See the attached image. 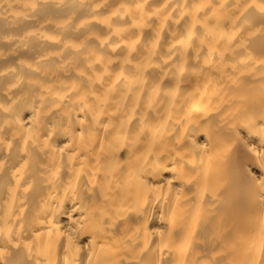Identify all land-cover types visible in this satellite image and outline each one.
<instances>
[{
    "label": "bare ground",
    "instance_id": "bare-ground-1",
    "mask_svg": "<svg viewBox=\"0 0 264 264\" xmlns=\"http://www.w3.org/2000/svg\"><path fill=\"white\" fill-rule=\"evenodd\" d=\"M0 264H264V0H0Z\"/></svg>",
    "mask_w": 264,
    "mask_h": 264
}]
</instances>
